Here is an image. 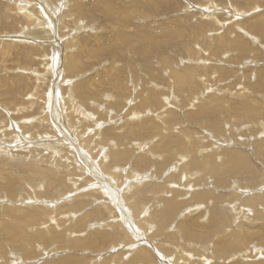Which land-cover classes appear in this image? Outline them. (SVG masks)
Returning a JSON list of instances; mask_svg holds the SVG:
<instances>
[{"label":"rangeland","instance_id":"374dc122","mask_svg":"<svg viewBox=\"0 0 264 264\" xmlns=\"http://www.w3.org/2000/svg\"><path fill=\"white\" fill-rule=\"evenodd\" d=\"M261 148L264 0H0V264H259Z\"/></svg>","mask_w":264,"mask_h":264},{"label":"bare ground","instance_id":"6f19581e","mask_svg":"<svg viewBox=\"0 0 264 264\" xmlns=\"http://www.w3.org/2000/svg\"><path fill=\"white\" fill-rule=\"evenodd\" d=\"M260 27V26H259ZM257 29V28H256ZM240 41V40H239ZM230 44V43H229ZM86 46V45H85ZM83 47V46H82ZM90 53H91V51H89ZM176 76V75H175ZM178 84H180V85H183L185 82H186V78H185V76L184 75H181L180 73H179V75H178ZM76 89V88H75ZM170 137V136H169ZM178 141H180L179 139H178ZM261 154H263L264 155V148H261L260 149V151H259ZM111 155H112V153H111ZM114 155V154H113ZM151 155V154H150ZM127 155L126 154H115L114 156H113V160H115V161H119V160H121V159H123V158H125ZM235 156V158L232 160V161H230L228 164H227V166H226V169H227V172L228 173H234V172H232V171H235L236 169H237V167L238 166H240V167H242V168H246L248 165L246 164V159L243 157V156H240L238 153L236 154V155H234ZM6 157V156H5ZM2 158V157H1ZM145 158V157H144ZM143 158V159H144ZM3 159V158H2ZM147 157L144 159L145 161L144 162H146L147 160ZM141 160V159H140ZM236 162H239V164H237ZM144 164H146V163H144ZM19 165V164H18ZM143 165V164H142ZM144 166V165H143ZM191 169H195V170H198V164H196V163H192L191 164ZM217 174H218V177H219V180H220V182H223L224 181V177H225V174L226 173H221V172H217ZM46 178V177H45ZM44 180V179H43ZM191 180V179H190ZM45 181V180H44ZM47 181V180H46ZM41 182V181H40ZM37 183L39 184V182L37 181ZM142 183V182H141ZM187 183H189V182H187ZM36 183H34V185H35ZM44 184V183H43ZM43 184H41L40 183V185L41 186H43ZM147 184V183H146ZM190 184V183H189ZM188 184V185H189ZM145 185V184H144ZM148 186H149V184H147ZM187 185V184H186ZM187 185V186H188ZM36 186V185H35ZM39 186V185H38ZM186 186V187H187ZM189 186H191V184L189 185ZM152 189H155V190H159V187L156 185V184H154V183H152L151 184V186H150ZM39 188H40V186H39ZM187 189V188H186ZM188 190H189V187H188ZM192 190V189H191ZM190 190V191H191ZM197 190V189H196ZM160 192H162V190H159ZM177 191V190H176ZM189 191V192H190ZM146 192V191H145ZM174 192V191H173ZM194 192V191H193ZM142 194V193H141ZM193 195H194V193H192ZM167 195V194H166ZM179 197L180 196H171V197H167L165 200L163 199V201H165V202H163V204L161 205V208L160 209H163L162 210V213L163 214H167V218L166 219H170L171 218V216L172 215H175V214H177L178 213V211L180 210V209H182V208H184L185 206H182L181 205V202H180V199H179ZM193 198H195V200L197 201V202H208V197H207V193L206 194H204V192H197L196 194H195V197L193 196L192 197V199ZM258 198V197H257ZM217 199V198H216ZM254 200H256V199H254ZM254 200H252V203H256V202H254ZM185 202V201H184ZM220 202V201H219ZM187 203V202H186ZM216 203V202H215ZM185 205H187V204H185ZM188 206V205H187ZM215 207V206H214ZM140 207H136V208H134L135 210V213L137 214V213H140V212H142L140 209H139ZM216 209H218V208H216ZM16 211V210H15ZM219 211V210H218ZM218 211L216 210V212H215V218L213 217L212 219H211V221H209L210 222V226L212 227L211 229H216V227H218V220L216 219L217 218V214H218ZM9 212H10V210H9ZM11 212H13V211H11ZM25 213V212H24ZM147 213V212H146ZM184 213V212H183ZM219 213H221V211H219ZM21 214V213H20ZM163 214H160V216L161 215H163ZM9 215L10 216H14V214H12V213H9ZM152 215V214H151ZM6 216V215H5ZM4 215H0V228H1V230H0V233H3L5 236H7V237H9L10 235H12V233H14V234H19V232H20V234H21V232H22V230H23V227H24V225L27 223V221H24L25 219H22L23 221H20V220H18V222H15V221H12V222H10V219H8V215H7V217H5ZM31 217H29L31 220H33V218L35 217V216H33V214H31L30 215ZM93 216V215H92ZM92 216H87V217H92ZM136 216V215H135ZM160 216H158V217H160ZM227 216V215H226ZM230 216V215H229ZM15 217V216H14ZM21 217V216H20ZM86 217V216H85ZM84 217V218H85ZM136 217H138V216H136ZM165 217V216H164ZM253 217V216H252ZM151 218V217H150ZM149 218V219H150ZM227 218V217H226ZM127 219V218H126ZM87 220V219H86ZM156 220V219H155ZM8 223H7V222ZM148 222V221H147ZM223 227V226H222ZM225 227V226H224ZM263 227V226H262ZM233 228V227H232ZM222 229H224V228H222ZM216 231V230H215ZM116 232V231H115ZM210 232V231H209ZM213 232V231H212ZM226 232H228V231H226ZM113 233V232H112ZM118 233V232H117ZM20 234L19 235H13V237H18V236H20ZM201 234V233H200ZM218 234V233H217ZM222 234V233H221ZM113 235V234H112ZM261 235V234H260ZM116 236V234L113 236V238ZM250 236V235H249ZM249 236H247V239L246 240H248V239H250L249 238ZM105 237V236H104ZM106 238H110L111 239V236H109V235H107V237ZM200 238H202V236H200ZM203 238H204V236H203ZM251 238H253V236L251 237ZM139 242V241H138ZM141 242H142V240H141ZM222 242V241H221ZM92 243L93 244H95V243H97V242H93L92 241ZM100 242H98V244H99ZM259 243L260 244H262V245H264V235H262V237L260 238V240H259ZM222 245V244H221ZM220 245V246H221ZM134 246V245H133ZM139 247V246H138ZM222 247V246H221ZM227 247V246H226ZM232 247H234V245L232 246ZM229 248V250H227L226 249V251H219V253L217 252L216 254H214V256L215 257H217V259H220V260H225V258L226 257H232V258H235L237 255H239V253L238 254H235V253H233V250H234V248ZM256 250H257V254H259L260 255V257H259V261H258V263L259 264H263L262 262H261V260H263L264 261V248H256ZM147 252V251H146ZM137 253V252H136ZM213 253H215V252H213ZM17 254H19V253H17ZM147 254L149 255V253L147 252ZM151 256V255H150ZM20 257V256H19ZM142 258H144V260H145V258H147V256H146V254H144V252H140V253H138V255L136 256H134L133 257V260H131V264L132 263H135V262H138V261H141V260H143ZM149 260V259H148ZM190 263V262H189Z\"/></svg>","mask_w":264,"mask_h":264}]
</instances>
